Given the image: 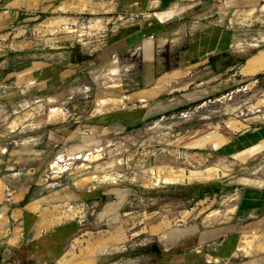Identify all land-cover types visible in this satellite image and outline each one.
Wrapping results in <instances>:
<instances>
[{"label": "rangeland", "instance_id": "rangeland-1", "mask_svg": "<svg viewBox=\"0 0 264 264\" xmlns=\"http://www.w3.org/2000/svg\"><path fill=\"white\" fill-rule=\"evenodd\" d=\"M263 4L239 2L231 11L217 6L213 14L180 18L156 13L178 34L155 33L148 52L108 56L95 65L88 55L121 35L116 27L124 18L1 16L0 264L263 262L264 199L263 206L248 201L264 196V135L256 139L264 131V70L241 72L264 50ZM211 24L231 32H206ZM197 27L203 32L189 31ZM175 38L178 67H190L193 50L190 56L184 50L193 39L201 41V57L212 53L209 47L228 48L211 55L210 66H200L190 84L171 83L155 98L122 99L117 110L90 112L104 99L149 88L137 80L142 70L150 73L144 62L157 72L169 69ZM50 111L63 118L48 121ZM210 133L226 143L215 149L208 146L212 138L197 140ZM203 141L207 148L192 146ZM183 170L189 182L173 183ZM215 170L223 175L211 178ZM92 175L102 183L81 182ZM253 233L251 247L240 251L241 237ZM55 242L58 250L48 245Z\"/></svg>", "mask_w": 264, "mask_h": 264}, {"label": "crops", "instance_id": "crops-1", "mask_svg": "<svg viewBox=\"0 0 264 264\" xmlns=\"http://www.w3.org/2000/svg\"><path fill=\"white\" fill-rule=\"evenodd\" d=\"M242 3L243 5H249L257 2H264V0H0V17L3 16L4 19L11 20L12 17L17 18L19 13H35V14H43V15H52V14H65V15H75V14H83L88 13V15L92 17H102V16H110V15H116L119 18H124V21L119 24V26L116 27L117 33L121 35H117L116 37H113L112 40H107L101 44V47L95 51L93 54H89L88 61H90L93 65L97 64L98 62L103 61L104 59H107L108 56H124L127 52L130 51H136L142 54L143 52H148L150 49L151 41L155 38V33H160L162 31H167L169 35L175 36L178 34L174 28H170V25L168 22H160V19L157 17L156 13L164 12V11H170L173 13V15L170 17L172 18H180L184 15L192 14L194 12H198L201 10H205L209 14H213V10L220 6L223 12L231 11L235 6L234 4ZM206 3L208 6H205ZM260 4V3H259ZM261 6H264L261 5ZM261 10H264L261 8ZM153 16L155 19H150ZM209 27L206 30V32L209 33H216L220 35H225L226 33H230L231 30H229V27H223L222 25H209L206 26ZM176 28V26H175ZM198 29V27H197ZM194 29L190 28L189 31L195 33H202L203 29ZM151 33L153 36H151ZM196 35V34H195ZM152 39H151V38ZM221 40H223V36H220ZM179 39V38H178ZM178 39H170V45L172 46L171 51L166 55L167 64L169 65V69L157 72L154 63L147 64L149 62V59H146L144 64L146 67L150 68V73L147 71L142 70L140 72L139 78L137 79L141 84H143L145 87L150 86L149 88H145L144 90H141L136 93H132L127 97L122 98H108L100 101L96 106V108L91 109L92 114H96L98 112H101L102 110H117L121 105V100H133V101H145L149 100L151 98H155L156 96L160 95L163 90H165V87H169L171 83H186L183 81L188 82V78H192L194 75L198 73V68L200 66H210L211 61L209 57L211 55H223L226 53V50L228 48V45L225 46H219V47H209L212 49V53L207 54L204 53V57L202 52V48L200 46L201 41L196 38L193 39V41H190L187 45V49H185V53L187 50V53L190 50H193L192 58H191V64L190 67H178L181 65V57L178 55ZM231 41V36H230ZM173 43L177 44L174 45ZM215 45H218V42H215ZM155 48V46H154ZM208 48V49H209ZM206 51V49H205ZM262 51H259L254 56L250 57L245 65L242 67L241 71L244 75H254L259 72H262L264 68H260L253 72L245 73L244 70H248L252 65L251 61L255 57L258 56ZM190 52L188 53V56H190ZM154 56V54H153ZM154 57H152L153 59ZM84 61V60H83ZM249 62V63H248ZM207 64V65H206ZM249 65V66H248ZM248 66V67H247ZM227 71V70H226ZM153 72V73H152ZM162 73V74H161ZM148 82V83H146ZM189 83V82H188ZM190 84V83H189ZM187 84V85H189ZM177 87L174 91H177ZM151 90H157L158 92L155 95H152L148 98H143V94H147L148 96L149 91ZM160 90V92H159ZM154 92V91H152ZM172 93V90H169L168 94ZM144 96V95H143ZM116 101V102H115ZM108 110V111H109ZM59 113L50 111L49 112V119L48 121L52 122L53 119H62L63 116L58 115ZM116 117V114L113 118ZM116 120V119H114ZM212 133L206 134L203 137L197 139H207L210 137ZM257 138L259 139L260 136L264 135V131H261L257 133ZM224 137V136H223ZM226 141L227 138L225 137ZM196 140V141H197ZM223 142L218 147H214L213 145L209 144L208 146L218 149L222 145H224ZM242 139L239 140L240 143H242ZM205 147H197V148H207ZM195 147V146H194ZM264 199V196L261 194L252 195L250 197V200L248 203L250 205L255 206H263L262 201ZM252 201L254 203L252 204ZM261 204V205H260ZM264 215V212H263ZM261 224V223H260ZM262 225V224H261ZM233 231V230H232ZM232 231L223 232V233H229L231 237L234 238ZM250 234V233H248ZM213 238H216V236H212ZM211 237V238H212ZM210 238V239H211ZM209 239V238H207ZM254 239L253 241H255ZM58 242H55L54 245L48 244L50 248L58 250L60 246L57 244ZM53 246V247H52ZM63 257V256H62ZM61 257V259H62ZM59 259L58 261H60ZM57 263V262H56ZM264 264V261L259 263Z\"/></svg>", "mask_w": 264, "mask_h": 264}, {"label": "bare ground", "instance_id": "bare-ground-1", "mask_svg": "<svg viewBox=\"0 0 264 264\" xmlns=\"http://www.w3.org/2000/svg\"><path fill=\"white\" fill-rule=\"evenodd\" d=\"M100 29V28H99ZM98 30V29H97ZM103 31V30H102ZM91 32V31H90ZM81 36H83V34H81V35H79V37H81ZM262 52L260 53V54H258V56L257 57H255L254 59H252V61L250 62L251 63V67L248 69V70H244V72L245 73H248V72H253V71H256V70H258V69H260V68H264V50H261ZM249 63V62H248ZM249 66V65H248ZM247 66V67H248ZM241 72H243V71H241ZM158 91L157 90H155V92H149V96L147 95V94H143L142 93V97L143 98H148V97H150V96H152V95H155L156 93H157ZM159 92H160V90H159ZM144 95V96H143ZM116 102V101H115ZM93 113V112H92ZM210 138V139H209ZM211 138L212 137H208V139L209 140H211ZM204 140V139H203ZM207 140V139H206ZM211 142V144L213 145V146H219L220 144H222V141H220V139L219 140H214L213 138H212V141H210ZM198 144V146L200 147H202V146H204L205 144H206V141H203V142H199V143H193L192 144V146H195L196 147V145ZM124 163H126V161L124 162ZM214 168V167H213ZM166 169H168V170H172V169H174L173 167H170V168H165L162 172H164ZM155 170V169H154ZM181 171V170H180ZM184 171V174H183V177H181L180 176V178H178L177 177V179L179 180H172V179H174L173 177H167V178H169V179H171L172 181H173V183H182V184H187L188 182H189V180H190V178H191V175H188V173L187 172H185V170H183ZM166 172V171H165ZM193 172V171H192ZM190 173V172H189ZM151 174H153V173H151ZM164 174V173H163ZM213 174L214 175H211V176H213V177H211V178H217V177H219V176H222L223 174H222V172H219L218 170H215V172H213ZM154 175V174H153ZM152 175V176H153ZM157 175H158V172H157ZM185 175V176H184ZM150 176V175H149ZM170 176H172V175H170ZM208 176H210V175H208ZM155 177V176H154ZM158 177H159V175H158ZM165 178V176L163 177V178H161V179H159V181H163V179ZM109 179V178H108ZM115 179V178H114ZM113 179V180H114ZM148 179V178H147ZM152 179V178H151ZM106 181H107V178L105 179ZM111 180V179H110ZM112 181V180H111ZM116 181V180H115ZM156 181H157V179H156ZM244 182L245 181H248V182H252V181H250V180H243ZM81 182L83 183V184H87V185H92V184H95V183H102V180L98 177V176H96V175H92V176H87V177H84V178H82V180H81ZM141 182V181H140ZM81 183V184H82ZM160 183V182H159ZM253 183V182H252ZM153 184V183H152ZM150 186V184H148L147 182H143L142 184H141V186ZM231 212H233L232 210L229 212V213H231ZM216 213V212H215ZM216 216H217V214H215ZM217 219V218H216ZM219 219V218H218ZM208 220V219H207ZM229 219H223V220H220L221 222H226V221H228ZM219 221V220H218ZM259 233V232H258ZM258 233H253V236L251 235L249 238L248 237H246V236H242L241 237V241H240V244H239V250L240 251H245V250H247L248 248H250L251 247V244H252V241L254 240V239H256L257 237H258ZM115 241H116V239H115ZM99 245H94V247L92 248L91 247V249L93 250L94 248H96V247H98ZM258 247L261 249V250H264V241L263 242H261L259 245H258ZM90 249V250H91ZM260 249H258V250H260ZM63 261H60L59 262V264H66L67 263V261H65L64 263H62Z\"/></svg>", "mask_w": 264, "mask_h": 264}, {"label": "trees", "instance_id": "trees-1", "mask_svg": "<svg viewBox=\"0 0 264 264\" xmlns=\"http://www.w3.org/2000/svg\"><path fill=\"white\" fill-rule=\"evenodd\" d=\"M84 59H86V57H85V56L81 58V60H84Z\"/></svg>", "mask_w": 264, "mask_h": 264}]
</instances>
